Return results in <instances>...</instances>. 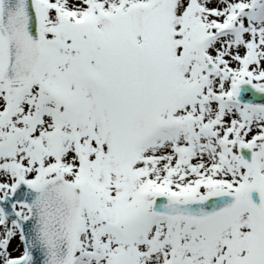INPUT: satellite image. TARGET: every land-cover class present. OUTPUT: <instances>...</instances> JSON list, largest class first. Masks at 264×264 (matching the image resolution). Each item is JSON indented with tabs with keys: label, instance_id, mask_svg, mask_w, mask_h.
I'll list each match as a JSON object with an SVG mask.
<instances>
[{
	"label": "snow or ice",
	"instance_id": "1",
	"mask_svg": "<svg viewBox=\"0 0 264 264\" xmlns=\"http://www.w3.org/2000/svg\"><path fill=\"white\" fill-rule=\"evenodd\" d=\"M0 264H264V0H0Z\"/></svg>",
	"mask_w": 264,
	"mask_h": 264
}]
</instances>
